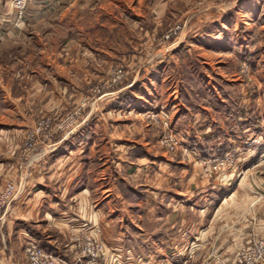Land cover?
<instances>
[{
  "label": "rangeland",
  "instance_id": "rangeland-1",
  "mask_svg": "<svg viewBox=\"0 0 264 264\" xmlns=\"http://www.w3.org/2000/svg\"><path fill=\"white\" fill-rule=\"evenodd\" d=\"M16 2L0 0V191L71 154L121 221L178 242L177 264H229L264 238V0ZM88 236L102 242L70 233L74 258ZM103 248L97 264L116 263Z\"/></svg>",
  "mask_w": 264,
  "mask_h": 264
},
{
  "label": "crops",
  "instance_id": "crops-1",
  "mask_svg": "<svg viewBox=\"0 0 264 264\" xmlns=\"http://www.w3.org/2000/svg\"><path fill=\"white\" fill-rule=\"evenodd\" d=\"M174 105L172 109H174ZM174 114H176V110H171V116ZM184 118L185 116H176L175 123L183 122ZM80 127H77L75 131ZM66 140L67 136L48 146V154L56 150ZM121 145L130 144L125 142ZM133 146L134 144L129 147ZM144 154L142 156L149 157L153 161L167 162V159L162 156L155 159L150 154ZM68 155H59L57 158L41 161L46 164L42 174L34 173L36 171L34 169L22 181V185H19L2 218L0 228V248L4 250L5 264H27L24 248L28 243L40 245L65 263L75 264L76 258H74L75 253L73 252L75 245L70 239V233L88 230H91L92 234L95 232L96 236L101 239L110 257L117 256L116 263L107 260L105 264H177L178 242L173 241L172 238L168 240L159 228V230L151 232L146 224L132 225L130 218L127 222L126 220L121 221L122 216L128 215V213L117 208L112 199L107 198L111 194L109 188L103 186L101 196L98 195L96 189L101 186L95 179L96 177L84 179L80 173L83 167L82 163L70 158L71 154ZM178 193L180 192H171L173 199L186 200L188 209L200 212L208 210L206 207H200L189 195L184 198ZM214 193L216 192L211 190L203 191L201 196L208 199ZM233 194L234 192L222 195L219 201L220 205L230 199ZM150 209L152 208L144 206L142 214L147 220H153L154 224L162 228L164 225L162 212L153 208L155 217L151 218L150 212L152 213V211ZM167 213L171 216L175 214L170 210H167ZM131 228L136 233L131 232ZM49 229H54L58 234L56 236L49 234L47 232ZM195 241L194 239L190 240V245H193ZM85 262L88 263L87 259ZM65 263L58 262L57 264ZM89 264H97V261Z\"/></svg>",
  "mask_w": 264,
  "mask_h": 264
},
{
  "label": "built area",
  "instance_id": "built-area-1",
  "mask_svg": "<svg viewBox=\"0 0 264 264\" xmlns=\"http://www.w3.org/2000/svg\"><path fill=\"white\" fill-rule=\"evenodd\" d=\"M17 7L18 14L21 13V9L25 5V0H17L15 3ZM168 140L172 143L177 142L176 136L170 133ZM227 159V158H226ZM224 162V161H223ZM16 191L14 184L8 182L5 187L0 191V228L2 223V218L14 198ZM79 254L76 261L80 260L81 257L88 256L89 261L94 263L100 256H103L104 246L102 242L94 237H86L83 240H78ZM4 250L0 249V264H5L4 260ZM25 254L27 264H57L58 262L65 263L62 259L57 256H54L48 250L43 247L34 244L28 243L25 246ZM113 261L112 259H110ZM264 263V238L258 240L254 243L253 247H243L237 250L233 255V261L229 264H258ZM68 264V263H65ZM210 264V263H205ZM226 264V263H223Z\"/></svg>",
  "mask_w": 264,
  "mask_h": 264
}]
</instances>
